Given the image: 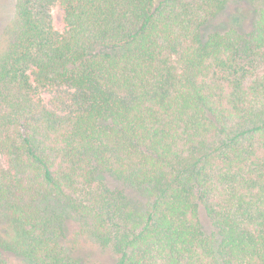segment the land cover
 <instances>
[{
  "label": "trees",
  "instance_id": "trees-1",
  "mask_svg": "<svg viewBox=\"0 0 264 264\" xmlns=\"http://www.w3.org/2000/svg\"><path fill=\"white\" fill-rule=\"evenodd\" d=\"M255 1L0 7V264H264Z\"/></svg>",
  "mask_w": 264,
  "mask_h": 264
},
{
  "label": "rangeland",
  "instance_id": "rangeland-1",
  "mask_svg": "<svg viewBox=\"0 0 264 264\" xmlns=\"http://www.w3.org/2000/svg\"><path fill=\"white\" fill-rule=\"evenodd\" d=\"M0 7L3 8L4 10H10L12 8V1L13 0H0ZM263 0H256L254 4L257 6L263 5ZM52 17H53V24L56 28L60 29L62 27L61 23V11L57 8L54 7L52 10ZM98 259L102 264H110L112 263V256L110 253L105 252V251H100L98 253ZM15 264H25L24 262H21L19 260H14L13 261Z\"/></svg>",
  "mask_w": 264,
  "mask_h": 264
}]
</instances>
